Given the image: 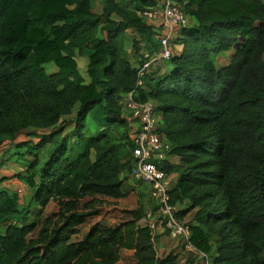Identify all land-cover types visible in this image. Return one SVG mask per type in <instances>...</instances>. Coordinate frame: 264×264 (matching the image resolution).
<instances>
[{"label":"trees","instance_id":"trees-1","mask_svg":"<svg viewBox=\"0 0 264 264\" xmlns=\"http://www.w3.org/2000/svg\"><path fill=\"white\" fill-rule=\"evenodd\" d=\"M180 4L192 26L170 70L138 86L143 52L159 49L139 14L156 0H0V173L18 165L8 179L31 192L19 208L0 189V264H178L157 257L142 194L123 190L130 93L155 103L190 244L212 264H264V0ZM69 48L91 50L88 84Z\"/></svg>","mask_w":264,"mask_h":264},{"label":"built area","instance_id":"built-area-1","mask_svg":"<svg viewBox=\"0 0 264 264\" xmlns=\"http://www.w3.org/2000/svg\"><path fill=\"white\" fill-rule=\"evenodd\" d=\"M155 7L143 10L139 15L153 28L159 41V49L154 53L143 52L144 62L139 67L138 86L142 85L143 78L152 72L154 65L171 61L176 54L173 42L179 29L192 26L180 4V0H156ZM122 105L130 112L128 118L132 127V182L137 187L144 185L149 201L154 206L146 213V226L148 227L157 257V237L168 235L180 240V251L173 253L178 257L184 253H198L205 259V264H212L210 259L197 251L190 244V225L185 220H180V209L170 201V192L174 187L173 176L163 168L169 153V144L160 132V119L156 115V106L153 101L138 103L130 93L122 98ZM133 124V125H132ZM21 192V191H20ZM19 192V193H20Z\"/></svg>","mask_w":264,"mask_h":264},{"label":"rangeland","instance_id":"rangeland-1","mask_svg":"<svg viewBox=\"0 0 264 264\" xmlns=\"http://www.w3.org/2000/svg\"><path fill=\"white\" fill-rule=\"evenodd\" d=\"M117 1L121 4H123L124 6H129V3H130V0H117ZM96 6H97L99 13H101L102 6H103L102 2H98L96 4ZM74 20H75L74 18L70 19V21H74ZM89 21L96 22L95 19H89ZM132 35H133L132 33L128 34V37H129L128 48H127L128 53L130 52V49H131V42L130 41H131ZM68 53L78 62V65H79V70L75 76V81L79 82V83H83V84H88L90 82V78L88 77V74H87V68L89 65V55L91 53V50L90 49L73 50L72 48H69ZM164 64L171 68V62L170 61H166V62H164ZM216 64L218 67L224 66L226 64V58L220 57L219 59H217ZM48 72H49V74L55 73L56 69L54 67L50 66L48 68ZM17 172L18 173L21 172V168L18 165L6 166V168L3 169L2 172L0 173V183L3 181H4V183H7L8 181H11V180L13 181V182L12 181L9 182V184L7 183L6 186L12 190V196L14 197L17 206L19 208H22L28 204V202L31 198V192L23 181H20L19 179H15V178L14 179L11 178V180L8 179L12 176L13 173H17ZM3 184L2 185L0 184V189H2ZM132 184H133V182H132V180H130L129 182H127L123 186V190L125 191V190H131L132 188H137V190L142 193V191L147 188L144 185H138L137 187L133 186L132 188H130V185H132ZM178 208L179 209H186V206H183L182 208H180V207H178ZM186 221L190 222V218ZM176 241H177V244L181 243L180 240H176ZM160 253L161 252L158 250L159 255H160ZM174 253L178 254V251H175Z\"/></svg>","mask_w":264,"mask_h":264},{"label":"crops","instance_id":"crops-1","mask_svg":"<svg viewBox=\"0 0 264 264\" xmlns=\"http://www.w3.org/2000/svg\"><path fill=\"white\" fill-rule=\"evenodd\" d=\"M170 70V67L166 66L164 64V62L162 63H158L156 65L153 66L152 68V72L153 73H157V74H165ZM7 183H4L3 186H6ZM133 186H135V184L130 185V188H132ZM129 188V189H130ZM125 191H129V190H125ZM145 191H142V203L144 204V206L147 208V210H149L150 208H152L154 206V202L149 201L146 193H144ZM183 206H186V209L188 208V203H184L183 205H178V207L182 208ZM185 210V209H180V211ZM194 213H190L185 217V221L188 220L190 218V221L193 218ZM157 248L158 250L161 252L160 255L161 256H168L170 254H173L175 251H180V244H177L176 239L171 238L168 235H160L157 237ZM179 261L181 262V264H197L199 262V260L201 259L200 255L198 253H187L184 252L179 256Z\"/></svg>","mask_w":264,"mask_h":264}]
</instances>
